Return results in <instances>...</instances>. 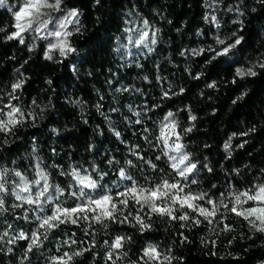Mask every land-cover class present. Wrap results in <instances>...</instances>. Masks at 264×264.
Wrapping results in <instances>:
<instances>
[{
    "label": "trees",
    "instance_id": "trees-1",
    "mask_svg": "<svg viewBox=\"0 0 264 264\" xmlns=\"http://www.w3.org/2000/svg\"><path fill=\"white\" fill-rule=\"evenodd\" d=\"M9 1L12 10L0 7V118L7 119L9 105L23 115L0 131V173L7 171L9 188L0 193V264H60L56 258L67 260L65 253L68 264H145L150 246L160 255L148 264H264L263 233L243 229L206 249L205 228L192 214L173 220L131 199L125 207L116 198V221L65 222L33 244L37 206L11 194L16 171L31 182L43 170L63 190L53 202L63 207L80 201L71 195L78 191L73 170L98 181L93 195L109 188L115 197L117 185L133 181L178 182L163 144L166 125H175L198 167L195 193L218 205L264 185V0H216L219 25L208 17L209 0H61L62 11L78 14L68 35L75 51L67 56L49 52L37 35L9 39L23 0ZM130 20L155 31L150 54L121 53ZM249 68L256 75H237ZM137 215L150 227L142 228Z\"/></svg>",
    "mask_w": 264,
    "mask_h": 264
},
{
    "label": "snow or ice",
    "instance_id": "snow-or-ice-1",
    "mask_svg": "<svg viewBox=\"0 0 264 264\" xmlns=\"http://www.w3.org/2000/svg\"><path fill=\"white\" fill-rule=\"evenodd\" d=\"M61 0H54V2H50V0H23L22 5L19 7V10L14 13L15 19L17 21L16 28L18 31L13 32L9 39L14 37L19 38L20 42L23 43L22 33L27 30H32L35 32H40L43 29L47 28L50 23L51 16L50 13L44 11L45 9H54L56 11L60 10ZM6 5V0H0V7ZM78 14L75 11H71L67 14L63 19L67 21L68 17H76ZM45 16H48L49 19H44ZM215 20V17H212ZM145 25H147V21H144ZM65 24L63 22L58 23V28L63 29ZM71 33H63L60 30L49 32L48 35L55 36L60 38L64 35H70ZM148 37V32H142V38L139 41L140 44H143L145 47H148L149 41L146 39ZM241 38H237L235 42L231 45H225V47L217 53V55H226L229 52L230 48L235 47L240 43ZM151 44H155L156 40L153 38L150 40ZM220 44H225V41H218ZM50 49L59 48L61 55H66L67 52L75 51V49L71 48L68 45L67 41L61 40L58 44L49 45ZM152 49L149 48V51ZM51 59V57H48ZM264 67V64L260 65ZM256 75V73L249 68L247 73H244L241 69H237V75ZM15 87H19L16 85ZM167 95V93H165ZM9 111L6 113L7 119L0 118V131H10L11 127L21 123V120L17 119V114L20 116L23 115L19 108H15L12 106H8ZM2 111V110H0ZM172 113H168V117H171ZM167 119V117L165 118ZM192 119H195L193 117ZM165 127H168L167 125ZM171 127H175L172 125ZM190 130V129H189ZM163 132V129H162ZM119 135V133H117ZM166 137V134H165ZM165 143L167 140L165 138ZM227 147V146H226ZM183 146L181 144H176L174 151L178 155L169 156V159L172 161L171 168L175 170L177 175L183 178L187 183L181 184L179 182L169 183L167 179L162 180L159 184H154L152 187H144L137 186L135 181L132 182L131 186H127L123 191H118L115 193V197L111 194L110 190L104 191L101 190L100 194L93 195L98 188L101 186L98 184L96 179H93L91 174L81 176L79 172L73 170L71 172V176L76 181V186L78 191H72L71 195L76 197L78 200H82V203H77L74 207H63L60 203H55L52 211V215H45L43 217L37 216V220L40 221L39 228H53L57 227L60 223L71 222L72 224H76L78 220L84 219L88 220V213H92L91 219L97 223L103 224L104 220H113L116 221L118 217L115 215L117 211V201L118 204L123 205L125 207L128 206L129 199L134 201L136 204H140L142 208L147 206L151 212L157 213L159 215H168L173 220H188L189 215L187 212H184L179 217L173 215V211L175 210V205L179 204L180 209L185 207L189 209H193V211H198L200 215L204 216L205 220H208L209 217L215 215L216 207L215 202L210 199L207 203L212 204L213 208L211 211L208 209L201 207L194 202L197 200L204 199V194L193 195L191 191L185 193L184 189L186 187H190V184H194L196 181L192 179L189 181V174L196 169V164L189 162V157L186 153L182 152ZM167 155V154H166ZM131 163V161H129ZM38 166V165H37ZM154 167V166H153ZM16 177L19 178V182L13 181V187L11 189V194L15 197L16 200L24 201L30 205H36L39 211H43V205H46L50 202L58 201L59 196L63 194V190L59 189L58 186L50 185L48 183L47 174L41 170L37 173L39 179L28 181L27 177H25L22 173L16 171L14 173ZM120 176L131 180L130 176H126V174L121 171ZM7 171L0 173V193H8L9 188L5 185L7 180ZM101 180L103 176L99 177ZM35 188V192L33 191ZM85 189L89 191H85ZM27 193L28 195H24ZM184 193L183 195H181ZM234 204L229 209L230 212L235 213L238 216H242L244 219L249 220V223L253 227H257L256 221H259L260 226L257 227L258 231L264 232V185L254 186L251 189L234 193ZM251 201L252 205L247 208L243 206L248 204ZM223 204V201L220 202ZM4 199L3 196H0V208L3 207ZM224 207H228L224 205ZM238 207L240 210H238ZM121 213L123 209L120 210ZM75 216V218H73ZM250 217H255V219H249ZM128 219L127 216H124L123 220L119 222L123 223ZM135 219L141 224L142 228L150 227L149 224H145L141 217L137 215ZM199 220H196L195 223H199ZM106 226V225H105ZM23 237V233H21ZM45 238H47L45 233ZM39 237L34 233L33 234V244H38ZM75 241H73L74 243ZM114 248L121 247V238H117L114 245ZM82 253H74V255H81ZM147 260L145 264H148L149 260H155L159 258V253L156 251L155 247L150 246L145 250L144 253ZM67 256V260L64 257L56 258L60 261V264H68V261L72 259V256H68L67 253L64 254ZM109 259H111V255H109ZM165 260H168L169 257H164Z\"/></svg>",
    "mask_w": 264,
    "mask_h": 264
},
{
    "label": "rangeland",
    "instance_id": "rangeland-1",
    "mask_svg": "<svg viewBox=\"0 0 264 264\" xmlns=\"http://www.w3.org/2000/svg\"><path fill=\"white\" fill-rule=\"evenodd\" d=\"M50 2H54V0H50ZM21 5L22 4H20V6ZM207 5H208V17H210L211 20L216 25H219V20H220L219 17H220L221 8L219 7L218 2L216 0H209ZM3 8L7 10H12V6L9 0H6V5L3 6ZM234 10L235 9L230 8V12H233ZM44 11L50 13V16H51V20L47 28L43 29L40 32H35L32 30L24 31L22 33L23 39H25L28 35H37L38 37L47 40L49 45L58 44L60 43L61 40H65L68 43V35H64L60 38H57L55 36L48 35V33L50 31L54 32L57 30L62 31L63 33H69L70 27L77 22V17H68L67 21H65L63 18L66 17L70 11H62L61 8L59 11H56L54 9H45ZM213 16L215 17V20L212 19ZM44 19H49V17L45 16ZM59 22H63L65 24V27L63 29L58 28ZM16 23L17 21L15 19V27H16ZM16 31H18L17 28H16ZM144 31L148 32V37L146 38L149 41L148 47H145L143 44L139 43V41L142 38V32ZM153 36L156 40V33L148 24L145 25L144 22L130 20L128 22L127 28L125 29L124 39L122 40L120 51L125 57L150 54L153 51L154 46H155V44L150 43V40L153 38ZM149 48H151L152 50L149 51ZM49 52L60 54L59 48L50 49L49 47ZM69 53L70 52H67V54L63 56H67ZM165 134H166V137H165ZM165 138L167 140V143L164 142ZM162 139H163V144L165 146L168 159H169V156L178 155L174 151L176 144H181L183 146L182 152L185 153L184 144L182 142L181 137L176 132L175 128L171 126L166 127L162 134ZM169 162L170 164L172 163L170 159H169ZM189 162L193 163L190 157H189ZM197 172H198V167H196V169H194L193 172L189 174V181L192 179H196ZM88 174L89 173H86V172L80 173L81 176L88 175ZM178 179H179L178 182L181 184L187 183L186 181L183 180V178L179 176H178ZM191 185L192 184H190V187H186L184 189V192L187 193L191 191L193 195H197L198 193H195L191 189L192 187ZM98 190L99 188L96 190L95 194H97ZM108 190L109 188H106V190L104 191H108ZM115 190L118 192V191H123L124 189L121 188V185H117ZM85 191H89V190L85 189ZM183 194L184 193H182L181 195ZM207 201L208 199L205 197L204 199L197 200L194 203L211 211L213 208V205L207 203ZM82 202L83 201L80 200L78 203H82ZM233 204H234V198L230 199L228 202L223 203V204H218V205L215 204V207H216L215 215L209 217L208 220H205L204 216L200 215L198 211H193V209H189L187 207L180 209L179 204L175 205V210L173 211V215L177 214L178 212H181V213L187 212L190 217L192 214L194 222L196 220L200 221L197 224L203 225L205 228V232L202 235L201 239H202V244L206 249L210 247H217L219 243L221 242V240L230 238V236L240 233L241 230L243 229H247L252 235H255L256 233L264 234V232L257 230V227L260 226L259 221H256L257 227H253L249 223V220H246L242 216H238L235 213L230 212L229 209L233 206ZM224 205H227L228 207L226 208L224 207ZM250 205H252L251 201H249L248 204H245L243 207L247 208ZM53 208H54V203L50 202L46 205H43V211H39V209H37L36 228L33 234L35 233L39 237V240L41 239L47 240L48 237L52 235L60 227L61 224H63V223H60L57 227H53L49 229L39 228L40 221L37 220V216L43 217L45 215H52ZM238 210H240L239 207H238ZM24 215H25V220H26L27 214L25 211H24ZM87 215L90 218L93 214L88 213ZM73 218H75V216ZM249 219L254 220L255 217H250ZM81 220H84V219H81ZM45 233H46L47 238H45Z\"/></svg>",
    "mask_w": 264,
    "mask_h": 264
}]
</instances>
